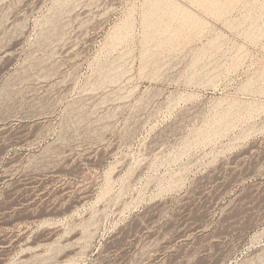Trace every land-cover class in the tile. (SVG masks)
Returning a JSON list of instances; mask_svg holds the SVG:
<instances>
[{
  "label": "rangeland",
  "instance_id": "obj_1",
  "mask_svg": "<svg viewBox=\"0 0 264 264\" xmlns=\"http://www.w3.org/2000/svg\"><path fill=\"white\" fill-rule=\"evenodd\" d=\"M0 264H264V0H0Z\"/></svg>",
  "mask_w": 264,
  "mask_h": 264
}]
</instances>
